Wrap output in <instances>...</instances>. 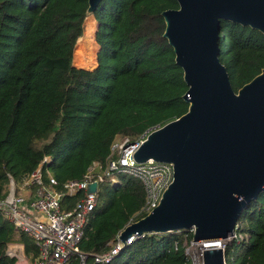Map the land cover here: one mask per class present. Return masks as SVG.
I'll return each instance as SVG.
<instances>
[{"label": "trees", "instance_id": "trees-1", "mask_svg": "<svg viewBox=\"0 0 264 264\" xmlns=\"http://www.w3.org/2000/svg\"><path fill=\"white\" fill-rule=\"evenodd\" d=\"M88 8L89 0H0V198L11 178L21 184L40 164L62 191L94 162L105 165L117 136L137 138L189 109L184 71L164 37L162 13L179 8L178 1L102 0L93 14ZM90 15L98 22L100 48L98 65L85 69L75 66L74 54ZM219 42L238 91L264 69V34L221 20ZM107 180L80 242L89 254L109 250L128 224L146 215L139 213L146 200L140 180L125 174ZM81 194H67L63 202L70 208ZM236 231L243 239L228 245L240 248L234 264H264V191L246 207ZM192 236L186 230L146 233L109 264H192L185 243ZM15 242L33 262L36 244L0 212V264H18L7 254Z\"/></svg>", "mask_w": 264, "mask_h": 264}, {"label": "water", "instance_id": "water-1", "mask_svg": "<svg viewBox=\"0 0 264 264\" xmlns=\"http://www.w3.org/2000/svg\"><path fill=\"white\" fill-rule=\"evenodd\" d=\"M102 0H89L93 14ZM164 37L184 71L188 111L149 134L134 154L174 166V179L150 213L119 235L126 244L146 233L194 229L207 243L205 264H225L218 241L237 230L246 207L264 191V69L236 91L221 61V20L264 34V0H177ZM97 183L89 185L95 192ZM8 254V253H7Z\"/></svg>", "mask_w": 264, "mask_h": 264}, {"label": "built area", "instance_id": "built-area-1", "mask_svg": "<svg viewBox=\"0 0 264 264\" xmlns=\"http://www.w3.org/2000/svg\"><path fill=\"white\" fill-rule=\"evenodd\" d=\"M159 128L161 126L151 127L137 138L117 136L106 164L94 162L83 179L66 181L62 191L57 190L58 181L51 173L45 176L42 164L21 184L11 178L7 196L0 198V212L13 224L17 233H26L36 244L38 253L32 264H109L114 259L125 245L119 239L120 234L115 244L105 252L89 254L80 248L89 217L98 204L99 186L107 179L116 181L117 175L135 177L142 182L146 194L145 204L139 213L147 215L157 207L163 192L174 179V166L153 159L137 162L134 154L149 134ZM94 182L97 190L90 192L89 185ZM79 193L82 194L78 201L67 207L63 202L64 196ZM186 231L194 234V229ZM136 238H129L126 244ZM241 239L243 236L236 231L234 236L218 241L217 245L226 253L232 241ZM196 245L200 246V256L191 252V247ZM206 246L207 243L195 242L193 236L186 241V254L192 264H205ZM225 264H228L227 258Z\"/></svg>", "mask_w": 264, "mask_h": 264}, {"label": "rangeland", "instance_id": "rangeland-1", "mask_svg": "<svg viewBox=\"0 0 264 264\" xmlns=\"http://www.w3.org/2000/svg\"><path fill=\"white\" fill-rule=\"evenodd\" d=\"M93 18L96 20L95 16H89L86 21H85V36L82 39H79L81 44L78 45V47L76 48V60L75 62L78 64H81L85 67L91 66L92 63L94 62V59L97 60V44H96V39H95V35H96V31H97V27H98V22L97 20L93 22ZM89 19H92L90 22V25L88 27V23L87 21ZM95 28V29H94ZM95 31V32H94ZM78 40V41H79ZM87 41V43L83 44L81 41ZM96 41V42H95ZM98 61V60H97ZM108 180H106L104 183H101L99 186V190L101 191L103 189V186L105 185V183H107ZM186 243V242H185ZM23 245V244H22ZM24 247V246H23ZM240 248L238 246H234V245H230L227 249V261L228 264H234V259L236 258L238 252H239ZM8 253H9V246L7 249ZM191 252L193 254L199 255L201 254V249L200 246L196 245L191 247ZM10 254V253H9ZM18 264H32V261H30L25 253V248H24V253H23V257H21L18 260Z\"/></svg>", "mask_w": 264, "mask_h": 264}, {"label": "bare ground", "instance_id": "bare-ground-1", "mask_svg": "<svg viewBox=\"0 0 264 264\" xmlns=\"http://www.w3.org/2000/svg\"><path fill=\"white\" fill-rule=\"evenodd\" d=\"M9 253L18 258V260L23 257L24 247L21 243H10L9 244Z\"/></svg>", "mask_w": 264, "mask_h": 264}, {"label": "crops", "instance_id": "crops-1", "mask_svg": "<svg viewBox=\"0 0 264 264\" xmlns=\"http://www.w3.org/2000/svg\"><path fill=\"white\" fill-rule=\"evenodd\" d=\"M85 32H86V31H85ZM85 32H84L83 36H82L80 39L84 38V36H85ZM79 42H80V40L78 41L77 47H78L79 44H81V43H79ZM81 42H82V44H83V47H84V44L87 43V41H84V40L81 41ZM84 42H85V43H84ZM95 42H96V41H95ZM96 44H97V42H96ZM79 46H80V45H79ZM99 48H100V46H99V44H97V51L99 50ZM75 52H76V50H75ZM75 60H76V55L74 54V64H75V66H77V67H79V68L94 69V68L98 65V61L95 60V59H94V62H91L92 65H91V66H88V67H85V66H83V65H81V64L76 63Z\"/></svg>", "mask_w": 264, "mask_h": 264}]
</instances>
